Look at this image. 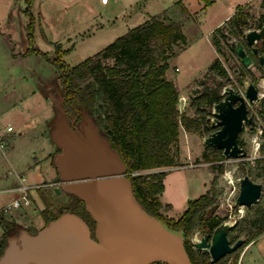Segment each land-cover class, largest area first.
I'll list each match as a JSON object with an SVG mask.
<instances>
[{"label":"rangeland","instance_id":"374dc122","mask_svg":"<svg viewBox=\"0 0 264 264\" xmlns=\"http://www.w3.org/2000/svg\"><path fill=\"white\" fill-rule=\"evenodd\" d=\"M184 1L191 11V16L182 17L179 14L177 17L183 23L187 43L169 59L166 76L173 80L179 89V112L190 117H201L196 108L191 106L192 98L204 91H209L212 95H220L226 85L234 86L243 93L244 84L237 81L243 73V68L238 55L231 52L225 44L235 42L234 37L226 33L225 27L223 29L228 39L221 40V53L217 54L211 42V32L216 27L219 17L225 13L224 0H213L208 5L205 4V0ZM170 3V0H107L105 2L92 0L91 13L84 12L83 16L81 13H73V8H70L60 11L59 16L51 19L46 14L47 3L44 0H34L31 10L35 24L31 43L50 58L56 56V47L59 45L63 51L62 59L73 66ZM25 5V0H0V120L3 122L9 120L14 126L7 149L0 150V239H4L6 233L9 234L6 236L8 239L10 236H17L22 230L35 233L44 227L45 221L40 210L45 206V199L53 209L63 208L72 211L81 210L82 206L78 197L65 190L59 181L60 175L56 168L55 156L60 150L51 135L56 121L64 118L59 102L54 99L59 97L61 90L59 70L42 55L25 53L28 46L29 22V18L24 13ZM242 9L248 14V29L259 28L264 17V0L249 2L243 5ZM74 10L78 11L77 8ZM258 43L261 45V41ZM217 56L226 69L225 75L208 71L209 65ZM255 57L259 62L257 54ZM42 59H45L50 68L41 67ZM104 63L112 64L113 59L104 60ZM250 70L251 73L243 77V82L247 78V81L256 84L259 91H264V70L259 69L256 63L250 67ZM45 76H49L50 81L38 91V102L27 103L24 99L21 103L18 98L21 86L34 85ZM206 109L211 111V104L207 105ZM260 109H264V97L248 105L253 125L245 124L239 136L243 146L248 149L251 145L253 126L262 129L260 142L261 147L264 146V119L258 112ZM89 114L98 132L104 135V130L96 124V113L90 109ZM34 115L37 116L34 119L38 118L34 123H38L37 126L30 132H22L24 119ZM210 116L213 117L212 114ZM44 117L52 121L53 125L48 127L47 120H43ZM205 118H200L199 132L180 124L178 138L170 147L175 158L174 165L141 171L145 174L166 172L163 179L164 190L160 194V199L172 203V206L161 207L165 217L178 218L186 208L188 200L203 194L210 185L214 173L208 167L210 163L202 160L203 154L207 152L203 141L204 136L208 134L204 131L207 123ZM20 131L22 134H19ZM261 155L264 157V150H261ZM35 159L38 160L37 163ZM223 161L225 170L218 174L215 201L217 207L212 214L218 220H231L235 223L241 217L254 218L259 211H264L263 175L255 176L249 167L255 165L256 159L225 158ZM243 162H245L244 170L241 169ZM245 174L253 181L262 184L259 200L250 206L235 203L239 193L240 178ZM18 176L24 177V184L30 187L31 201L29 200L28 203H24L22 192L8 190L11 186L21 183ZM36 184H40L39 187H34ZM55 185L60 186V193L54 190ZM15 199L20 200V206L2 210L8 204L12 205ZM11 213H14V216ZM8 222L11 224L9 227ZM251 244L241 264H264L262 257L255 252V248L264 251V232L255 237ZM242 248L241 245L236 251L225 255L226 264H231L236 255L238 264L239 252Z\"/></svg>","mask_w":264,"mask_h":264},{"label":"trees","instance_id":"16d2710c","mask_svg":"<svg viewBox=\"0 0 264 264\" xmlns=\"http://www.w3.org/2000/svg\"><path fill=\"white\" fill-rule=\"evenodd\" d=\"M33 1L25 0L24 13L29 18L28 46L25 53H38L58 68L61 90L59 97L54 99L59 102L64 115L78 116L81 119L90 118L89 110L92 109L96 113V124L104 130L106 142L120 153L126 164L127 177L138 203L168 227L183 231L185 247L193 264H226L225 256L217 261H211L209 254L194 249L190 240L194 231L210 233L222 220H218L212 213H207L209 207L216 201L218 174L225 170L223 160L226 157L222 149L206 144L207 152L203 154L202 160L210 163L209 168L214 173L210 185L203 194L188 200L186 208L178 218L165 217L161 212L160 194L164 190L163 178L166 172L141 173L143 170L175 164L170 147L178 138L180 124L199 132L200 118L206 117L204 131L209 133L217 128L212 125L209 118L211 111H207L206 106L209 104L212 106L223 95H212L209 91L198 93L192 98L191 106L196 108L201 117H190L179 112V89L176 83L166 76L169 59L187 43L182 21L174 18L172 12L167 10L151 15L98 52L71 66L62 59L63 51L59 45L53 58L32 45L35 24L31 10ZM210 3V0H205L206 5ZM175 5L182 15H190L182 0H177ZM247 18V12L243 11L242 6H238L223 24L213 29L211 41L217 54L221 53L220 42L228 39L224 33L225 27L226 33L234 37L235 42H242L257 67L264 70L256 60L252 48L246 45L243 39L249 28ZM262 21L264 24V17ZM260 41L261 45H258V41L256 47L258 51L264 52V37ZM235 42L228 44L224 42L233 53H236ZM109 58L113 59V63L105 64L104 60ZM242 68L243 73L237 81L244 84L243 77L251 73V70L243 64ZM208 71L226 74V69L221 65L218 56L209 65ZM258 112L264 119V109ZM252 122L253 120L250 122L251 125ZM93 123L95 124L94 121ZM240 142L243 146V141ZM261 150H264L263 145ZM244 163L241 164L242 170L245 169ZM249 167L255 176L263 175L264 178L263 156L256 158L255 165ZM78 200L82 205L81 210L71 212L83 218L91 217L84 201L79 197ZM65 211L67 210L63 208L53 209L45 199V206L40 213L46 225ZM9 224L8 222L6 225L9 227ZM263 231L264 211H259L254 218L241 217L229 230L228 238L232 242L243 236L244 247ZM7 235L9 234H4V239H0V256L7 240L12 237L7 239ZM231 264H237V255Z\"/></svg>","mask_w":264,"mask_h":264},{"label":"water","instance_id":"95a60500","mask_svg":"<svg viewBox=\"0 0 264 264\" xmlns=\"http://www.w3.org/2000/svg\"><path fill=\"white\" fill-rule=\"evenodd\" d=\"M264 37V24L245 32L244 40L264 65V52L256 44ZM235 52L242 64L250 68L254 59L240 41ZM223 97L213 103L212 125L216 129L203 141L222 149L226 158L245 155L240 133L252 120L248 105L256 102L259 90L252 81H244V92L226 85ZM75 120L65 117L54 124L51 134L60 148L55 163L63 188L84 201L96 223L92 238L86 221L71 211H65L35 233L22 230L7 240L0 264H193L185 247L182 230L168 227L148 213L133 195L127 167L120 153L99 137L91 120L86 118L81 130H74ZM54 190L60 193L59 185ZM262 184L245 174L240 178L237 205L250 206L260 197ZM217 207L214 203L208 214ZM235 221L223 220L210 233L196 230L192 245L206 251L211 261H217L236 251L244 239L233 243L228 238Z\"/></svg>","mask_w":264,"mask_h":264},{"label":"crops","instance_id":"0c3cea01","mask_svg":"<svg viewBox=\"0 0 264 264\" xmlns=\"http://www.w3.org/2000/svg\"><path fill=\"white\" fill-rule=\"evenodd\" d=\"M105 1H107V0H105ZM105 1H102V2H105ZM170 1H171V3L168 6H165L164 8H162L161 11H159L157 13H161L162 11L167 10V11L172 12L174 18L178 19L177 16L179 14L181 16L182 14L179 11V8L175 5V2L177 0H170ZM182 1L184 2V4L186 5V7L189 10V7L186 4V2L184 0H182ZM210 1L212 2L213 0H210ZM252 1H255V0H224V2H225V4H224L225 5V13L222 16L219 17V19L217 20V23H216L215 26L217 27V26H220L221 24H223L236 11V9H237L238 6H243V5H245V4L249 3V2H252ZM44 2L47 3L45 5L46 6V10H47L46 14L49 15L51 17V19L53 17H55V16H59V12L60 11H65V10H68L70 8H73V13H81L83 16H84V14H83L84 12L91 13L93 11V9H92V0H44ZM75 8H77L78 11L74 10ZM189 12H190V15H188V16H191V11L189 10ZM157 13H154V14H157ZM154 14H151V15H154ZM151 15H149L148 18ZM79 16H80V14H79ZM188 16L182 15V17H188ZM148 18H146V20ZM81 23L83 24V22H81ZM81 29H82V31H84L83 28H81ZM40 62H41V67L43 66L42 68H44V69L50 68V65L47 64V62L45 61V59H42V61L40 60ZM49 81H50V77L49 76H45V77H41L38 82L34 83V85L30 84L29 87H25V86L23 87V85H22L21 86V90H19V93H18V98H19L20 102L22 103L23 100L25 99V102H27V103L28 102H32V101H34V103H37L38 102V98H39V95H37L38 94V91L43 86L45 87V85L47 83H49ZM47 100H48V98H46L45 101H47ZM34 117H37V116L34 115V116H31L28 119L27 118L26 119L23 118L24 119V122L22 124V132L23 131L25 133L26 132H30L33 128H35L37 126L38 123H36V124H34V123L37 122V119L38 118H35L34 119ZM43 120H45V121L47 120L46 122H48V124H47L48 127L53 125L52 121H48V119L46 117H44ZM6 124H10V125L13 126L12 122H10L9 120L8 121H5V122H3V121L0 120V125L4 126ZM22 132L20 131L19 134H22ZM11 135H12V133L10 134V136ZM37 162H38V160L35 159V163H37ZM19 178L20 177L18 176V179ZM39 185L40 184H36L34 187H36V186L39 187ZM20 186H21V183L20 184L18 183L17 185L11 186L10 188H8V190L12 189V190H16L17 192H20L21 193V191L19 190V187ZM30 193L31 192L28 189L27 190V196H28V199L29 200H30V198H29V194ZM161 202H162V207L168 206V208H170L172 206V203L164 202L162 200H161ZM11 214L14 216V213H11ZM252 244H251V241H250L248 244H246L242 248V250H240L239 257H238V264H241L242 263V260H244L245 253L249 250V248L252 246ZM255 252L260 257H262V259L264 260V257H263L264 256V251L262 249L255 248Z\"/></svg>","mask_w":264,"mask_h":264},{"label":"built area","instance_id":"2783aa9c","mask_svg":"<svg viewBox=\"0 0 264 264\" xmlns=\"http://www.w3.org/2000/svg\"><path fill=\"white\" fill-rule=\"evenodd\" d=\"M105 1V0H102ZM259 96L260 98L264 97V91H259ZM181 98L183 99V96H181ZM252 126L251 123L247 124V126ZM252 134H251V145L250 148H246L245 149V155L242 157H239L238 159H256L261 155V142H260V138H261V134H262V129L260 127H256L253 126V128H251ZM14 132V127L10 124H6L4 126H0V150L4 151L7 149L9 142H10V134ZM21 181V186L19 187V190L22 192V198H24V203H28L29 199L27 196V190L30 188L28 185L24 184V177H20L19 178ZM20 200L19 199H15L13 204H8L7 206L3 207L2 210H8L9 208H11L12 206H20ZM195 233V232H194ZM194 235V234H193ZM192 235V236H193ZM191 236V237H192ZM193 246V245H192ZM194 247V246H193ZM151 264H168L166 262H162V261H155L152 262Z\"/></svg>","mask_w":264,"mask_h":264},{"label":"flooded vegetation","instance_id":"af4514ba","mask_svg":"<svg viewBox=\"0 0 264 264\" xmlns=\"http://www.w3.org/2000/svg\"><path fill=\"white\" fill-rule=\"evenodd\" d=\"M63 115H64V113H62ZM64 117L71 123L72 122V120H75V124L73 125V127H74V130H81V124L85 121V119L86 118H79L78 116L77 117H74V116H71V115H69V117H66L65 115H64ZM88 119H90V118H88ZM91 120V124L95 127V129H96V133H97V135L99 136V137H101V138H103V139H105L104 138V135H102V134H100L99 132H98V130H97V128H96V126H95V124L93 123V120L92 119H90ZM59 150H60V148H59ZM60 152V151H59ZM60 182H61V179L59 180ZM81 217V216H80ZM83 218V217H82ZM85 221H86V223L88 224V226H89V228H90V233H91V236H92V238H94V239H96V236H95V229H96V223H95V221L92 219V217H85V218H83ZM231 243H233V242H231Z\"/></svg>","mask_w":264,"mask_h":264}]
</instances>
